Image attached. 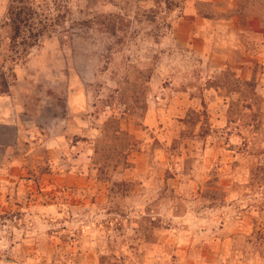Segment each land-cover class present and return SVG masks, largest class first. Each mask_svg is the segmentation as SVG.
Returning a JSON list of instances; mask_svg holds the SVG:
<instances>
[{
  "label": "rangeland",
  "instance_id": "1",
  "mask_svg": "<svg viewBox=\"0 0 264 264\" xmlns=\"http://www.w3.org/2000/svg\"><path fill=\"white\" fill-rule=\"evenodd\" d=\"M0 264H264V0H0Z\"/></svg>",
  "mask_w": 264,
  "mask_h": 264
}]
</instances>
